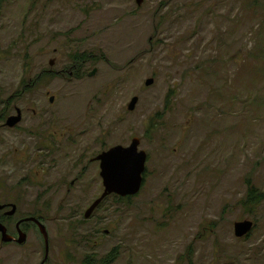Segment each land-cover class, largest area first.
Returning <instances> with one entry per match:
<instances>
[{"label": "rangeland", "instance_id": "1", "mask_svg": "<svg viewBox=\"0 0 264 264\" xmlns=\"http://www.w3.org/2000/svg\"><path fill=\"white\" fill-rule=\"evenodd\" d=\"M133 138L140 192L85 219L91 160ZM248 183L264 192V0H0V206L16 207L0 218L13 239L41 220L45 264H264ZM21 231L0 264H41L37 226Z\"/></svg>", "mask_w": 264, "mask_h": 264}, {"label": "water", "instance_id": "2", "mask_svg": "<svg viewBox=\"0 0 264 264\" xmlns=\"http://www.w3.org/2000/svg\"><path fill=\"white\" fill-rule=\"evenodd\" d=\"M141 1L142 0H136V3L140 5ZM50 66H53V62H50ZM95 74L96 70H93L89 74V77L91 78ZM153 82V79H148L145 81V86L149 87L153 84ZM138 101V97H133L127 105V110L129 112H133L138 104ZM49 102L53 103L54 97H51ZM21 119V111L17 109L15 115L9 116L6 119L4 126L8 128H15L18 124H20ZM139 147V138H133L129 146L112 147L107 151L101 152L91 160V162H97L99 164V176L102 181L103 191L102 194L91 203L89 208L84 213L85 219H89L100 204L110 196L126 199L135 197L140 192L144 182L143 174L145 172L147 154L140 150ZM4 208V206H0V210ZM15 212L16 207L12 205L11 211H9L6 215L13 216ZM24 222L33 223L37 226L44 241V257L41 264H45L49 256L48 234L45 226L36 218L30 217L17 223V239L10 237L7 233L6 227L0 223L1 242H17L18 244H23L26 240V235L21 231L20 225ZM253 228L254 224L251 221L236 222L234 224V236L237 239H242L249 235Z\"/></svg>", "mask_w": 264, "mask_h": 264}, {"label": "trees", "instance_id": "3", "mask_svg": "<svg viewBox=\"0 0 264 264\" xmlns=\"http://www.w3.org/2000/svg\"><path fill=\"white\" fill-rule=\"evenodd\" d=\"M76 62H78V64H81L83 61H81V59H79L77 57ZM128 199H130V198H126V199L119 198V201L124 202ZM263 201H264V192L260 191L255 186H252L251 184L248 183L246 196L240 202L241 206L244 207L246 210H253V209L259 207ZM37 219H39V218H37ZM0 222L1 223L3 222V220L1 218H0ZM249 235H247L244 238H247Z\"/></svg>", "mask_w": 264, "mask_h": 264}, {"label": "flooded vegetation", "instance_id": "4", "mask_svg": "<svg viewBox=\"0 0 264 264\" xmlns=\"http://www.w3.org/2000/svg\"><path fill=\"white\" fill-rule=\"evenodd\" d=\"M16 110L17 109H15V114H16ZM21 114H22V111H21ZM9 116H12V115H9ZM9 116H7V118L9 117ZM6 118V119H7ZM6 119H5V121H6ZM21 121H22V119H21ZM21 123V122H20ZM18 126V125H17ZM16 126V127H17ZM71 185H74V182H72L71 183ZM1 206H4L5 208L4 209H2V210H0V212H3V215L4 216H7L6 214L9 212V211H5L7 208H11V206H12V204H4V205H1ZM15 206V205H14ZM11 211V210H10ZM7 217H12V216H7ZM28 218H30V217H28ZM33 218H35V217H33ZM25 219H27V218H25ZM25 219H21V220H18L16 223H15V229H16V225H17V223H19L20 221H23V220H25ZM37 219V218H36ZM37 220H39L40 222H41V220L40 219H37ZM26 223H28V222H24V223H22L21 225H20V229H21V227L24 225V224H26ZM16 231H17V229H16Z\"/></svg>", "mask_w": 264, "mask_h": 264}]
</instances>
